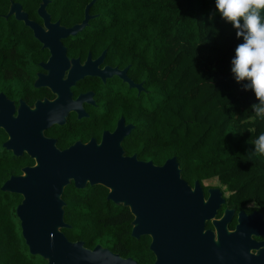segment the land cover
Instances as JSON below:
<instances>
[{"label": "trees", "instance_id": "obj_1", "mask_svg": "<svg viewBox=\"0 0 264 264\" xmlns=\"http://www.w3.org/2000/svg\"><path fill=\"white\" fill-rule=\"evenodd\" d=\"M11 1L29 19L40 22V0H0V89L23 79L32 49H41L32 31L14 16L6 17ZM91 0H49L54 21L71 26L83 17ZM96 29L84 41L107 49H124L125 63L146 93L122 112L135 125L125 140L126 154L162 165L176 157L183 175L217 178L229 192L227 204L264 213V156L253 155L254 142L264 133V119L251 106L258 101L246 82L231 72L236 47L243 43L233 26L215 8V0H97ZM7 155L0 148V159ZM0 162V185L19 165ZM102 186L75 189L62 195V232L88 249L101 245L137 264H151L150 238L131 237L133 216L127 207L106 199ZM20 198L0 197V264H48L31 256L15 225Z\"/></svg>", "mask_w": 264, "mask_h": 264}, {"label": "water", "instance_id": "obj_2", "mask_svg": "<svg viewBox=\"0 0 264 264\" xmlns=\"http://www.w3.org/2000/svg\"><path fill=\"white\" fill-rule=\"evenodd\" d=\"M95 2L91 0L86 5L82 22L68 29L61 27L58 21L51 22L46 11L48 0H40L37 8L42 25L29 19L22 6L13 1L6 17L14 16L22 22L32 31L41 47L51 49L55 56L59 53L55 49H65L62 39L76 36L88 26L89 20L95 18L89 14ZM125 71L121 72L124 81L130 87H136L140 93L142 85H134L126 79ZM22 107L23 104L20 110ZM6 110L4 116L0 114V126L9 134L3 146L14 156H21L25 152L35 160V165L23 168L22 175L11 177L1 187L3 191L22 197L16 207V217L20 223L21 237L31 256H38L48 264H137L132 258H123L101 245L88 249L82 241L67 239L62 229H69L70 225L64 221L65 202L62 195L64 189L73 183L78 190L87 186H102L108 190V201L127 207L133 216L131 237L139 239L147 236L150 240L153 237L157 247L155 264H165L164 244L170 222L173 235H182L183 239L196 244L195 254L201 261L264 264V249L261 248L264 242L251 239L252 234H264L258 231L261 227L256 224V220H262V216L253 212L245 217L240 212L235 230L228 232L227 223L232 211H226L220 220L218 243L211 233H202L203 226L197 227V219L190 214L191 208L196 209V215L206 213L204 207L214 205L217 208L224 203L222 192L210 190L206 203L193 198L192 192L181 180L176 157L167 159L162 165L138 161L135 155L125 157L121 141L132 127H121L122 119L115 132L104 135L99 145L92 142L88 145L76 144L59 151L43 139L34 126L25 123L20 112L17 118H13L8 108ZM213 194L218 196V201L216 198L214 203ZM251 249L258 250V255L246 259L244 254ZM149 250L151 252V241ZM221 256L223 259L219 258Z\"/></svg>", "mask_w": 264, "mask_h": 264}, {"label": "flooded vegetation", "instance_id": "obj_3", "mask_svg": "<svg viewBox=\"0 0 264 264\" xmlns=\"http://www.w3.org/2000/svg\"><path fill=\"white\" fill-rule=\"evenodd\" d=\"M89 14L95 18L89 20L88 26L76 36L62 39L65 49H55L59 52L55 56L51 49L42 47L32 49V54L28 56L30 65L25 72V77L9 80L0 89V114L4 116L8 108L12 117L17 118L20 112L25 123L34 126L43 139L48 140L59 151H64L76 144L88 145L92 142L99 145L104 135L108 136L115 132L122 119L121 127H132L129 134L121 141L123 155L125 157L135 155L138 161L148 162L150 160H142L135 153L126 154L124 149L125 140L132 134L135 125L124 116L122 104L124 101L133 104L136 98L146 93L143 81L136 78L132 64L125 63V57L128 56H125L124 49H107L104 45L100 43L97 45L95 42L86 44L84 40L96 29L93 20L98 16V14H91L90 10ZM50 18L52 23L58 21L61 27L68 29L82 22L84 11L82 19L71 26L62 24L60 20L54 21L51 15ZM35 22L42 25L41 19L40 22ZM124 70H126V79L134 85H142L143 89L140 93L136 87H130L129 83L124 81V74H121ZM37 80L39 82L36 85ZM21 104L23 107L20 110ZM8 139L9 134L0 126V148L7 155L1 158L0 162L15 163V166H20L19 173L8 175L0 185V197L20 198L15 205L16 217V207L20 204L22 197L19 194L3 191L1 187L11 177L22 175L23 168L35 165V160L25 152L21 156H14L12 151L3 146ZM181 180L192 192V197L200 199L203 203L208 201L210 190L222 192L221 197L224 203L217 208H214V205L204 207L206 213H198V215L195 214L196 209L191 208L190 214L197 219V227L203 226L202 233H211L216 241L220 220L226 211H232V216L227 223L228 232L235 230L240 212H243L245 217L256 212L262 216V220H256V224L261 227L258 231L264 233L262 223L264 213L257 209H236L229 206L227 202L230 194L221 189L217 178L202 179L186 176L181 172ZM216 198L218 201V196L213 194V203ZM18 224L20 227L19 221ZM194 233H196L195 230ZM253 235L255 239L252 238ZM251 239L255 242H264V234L259 236L252 234ZM196 248L192 240L183 239L182 235H173L171 222L167 225L164 244L165 264H214L201 261L195 254ZM261 248L264 249V244ZM156 251L157 247L151 236V264L156 262Z\"/></svg>", "mask_w": 264, "mask_h": 264}, {"label": "clouds", "instance_id": "obj_4", "mask_svg": "<svg viewBox=\"0 0 264 264\" xmlns=\"http://www.w3.org/2000/svg\"><path fill=\"white\" fill-rule=\"evenodd\" d=\"M215 8L236 30L237 38L243 40L235 49L231 72L237 83L246 82L244 90L254 93L258 102L251 110L255 117L264 119V0H215ZM254 146L253 155L264 156V133L258 136ZM244 255L246 259L257 256L258 250L251 249Z\"/></svg>", "mask_w": 264, "mask_h": 264}, {"label": "rangeland", "instance_id": "obj_5", "mask_svg": "<svg viewBox=\"0 0 264 264\" xmlns=\"http://www.w3.org/2000/svg\"><path fill=\"white\" fill-rule=\"evenodd\" d=\"M12 220H13V222L15 223V225L17 226V228H18V219L17 218H12Z\"/></svg>", "mask_w": 264, "mask_h": 264}]
</instances>
